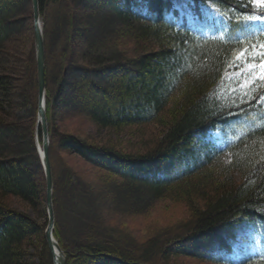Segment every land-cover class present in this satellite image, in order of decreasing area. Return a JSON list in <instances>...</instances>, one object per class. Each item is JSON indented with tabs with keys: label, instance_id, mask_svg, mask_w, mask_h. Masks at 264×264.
Listing matches in <instances>:
<instances>
[{
	"label": "trees",
	"instance_id": "1",
	"mask_svg": "<svg viewBox=\"0 0 264 264\" xmlns=\"http://www.w3.org/2000/svg\"><path fill=\"white\" fill-rule=\"evenodd\" d=\"M190 1L192 22L170 0H39L54 236L67 264H264V105L245 102L264 94V83L247 97L233 87L217 92L241 51L264 43V25L245 24L261 10L249 0ZM206 5L220 13L217 26ZM29 29L32 0H0V264H54L47 220L10 204L17 198L48 218L33 34L24 73L5 47ZM253 30L254 39L237 42ZM130 38L136 56L124 47ZM19 106L24 114L11 112ZM70 116L89 120L96 137L162 129L131 150L59 132ZM38 137L41 144V128ZM165 197L185 203V218L143 240L117 226L118 215L144 214Z\"/></svg>",
	"mask_w": 264,
	"mask_h": 264
},
{
	"label": "rangeland",
	"instance_id": "2",
	"mask_svg": "<svg viewBox=\"0 0 264 264\" xmlns=\"http://www.w3.org/2000/svg\"><path fill=\"white\" fill-rule=\"evenodd\" d=\"M173 4V8L177 9L180 13V16L186 15L190 19V21H194V19L197 18L196 14L193 13L191 9V1L190 0H170ZM256 7H259L255 5ZM204 11L208 18L212 20L214 23V26H217L219 24V20L221 18L220 13L214 11L211 6L206 5L204 7ZM172 15V13H170ZM42 25L44 24L43 17L41 16ZM33 34L34 37V23H33V30L29 29L26 30L25 33H22L20 38L15 40H9L5 43V47L7 49L11 50L13 52V57L18 59H21V61L18 62L17 68L20 69L21 73L25 72V65L27 63L26 59L29 57V50H30V35ZM129 36V34H127ZM128 39V37H126ZM130 41H128L124 47H126V50H129V56H136V50L137 43L134 38H130ZM120 43H123V38L120 39ZM81 42H78L77 45H80ZM117 49H115L116 52ZM122 51H125L123 48ZM249 57H255L257 55V52L250 51L247 53ZM9 59V56L7 57V61ZM10 59L9 61H11ZM16 59L13 58L12 62H14ZM255 63V61H249V64L247 65L248 69H251L252 65ZM10 64V63H9ZM255 75H264V69H261L259 72H256ZM239 76V73L233 69L230 68L226 74L227 82H224L221 86L218 87V93L224 94L227 92L230 87H233L235 89L236 85L233 82V78ZM243 91V89H240ZM25 109L22 107L16 108L14 111L12 110V113H19V115L25 113ZM16 111V112H15ZM11 112L9 113L8 119L11 118ZM60 114V113H59ZM64 118V117H62ZM159 124V123H158ZM156 123H151L149 125H146L143 127V129L140 128H127L117 133H109L108 131H102L100 134L101 137H96V129L94 128V125L87 120L84 117H78V116H70L69 118H65L60 122L59 125V132H76L80 133L83 136H89L95 138H107L108 139H115L114 143H120L122 144V147L125 149L132 148L131 150H134L135 148L140 149L145 143V141L152 140V137L158 136V134L161 132L162 127L159 126ZM49 127V126H48ZM144 133V134H143ZM142 135V137H141ZM213 135L215 137H220V133L218 131L213 132ZM39 138V137H38ZM151 138V139H150ZM40 139V138H39ZM43 139V138H42ZM50 139V136H49ZM40 142V140H39ZM43 142V141H42ZM220 143V141H218ZM42 144V143H41ZM127 147V148H126ZM70 160V159H69ZM77 167L82 168V171H84L86 174L91 175L94 173L95 177L98 179L99 172H95V170L88 165H85L84 163L76 164ZM94 177V176H93ZM92 178V177H91ZM13 207H19L23 211H27L31 216L36 218L40 223H43L45 220H47V226L49 224V214L47 210V219L46 217L40 216L38 212H34L31 209H28L22 202L17 199H11V203ZM188 214V209L185 205V203L178 201V200H170L169 197L162 198L155 203H153L149 210L146 211L144 214H133L131 216H120L116 217L117 226H121L124 230H127L128 232L132 233L133 236L139 240L146 239L148 236L153 235L154 233L158 232L164 227L170 226L172 223L177 222L179 220H182L185 218L184 216ZM47 229V227H46ZM55 230V227H54ZM219 232H222L221 229H219ZM237 233L240 236L244 231H242L241 228L237 229ZM205 249V248H203ZM196 250V248L194 249ZM31 252L33 250H30ZM235 251L237 252V249L235 247ZM188 263V261H187ZM72 264H78V263H72ZM100 264V263H99ZM169 264H183L182 259L180 258H171V261ZM189 264V263H188Z\"/></svg>",
	"mask_w": 264,
	"mask_h": 264
},
{
	"label": "water",
	"instance_id": "3",
	"mask_svg": "<svg viewBox=\"0 0 264 264\" xmlns=\"http://www.w3.org/2000/svg\"><path fill=\"white\" fill-rule=\"evenodd\" d=\"M33 7V23H34V40L37 56V68H38V83H39V107L36 125V138L38 152L41 158V162L44 168L46 185H47V210L49 214V224L46 229L47 241L50 245L54 256V264H67V256L60 247L57 239L54 236L55 227V215L53 206V190L54 179L53 170L50 160V139H49V127L46 114V53H45V41L43 25L41 21V13L39 8V0H32ZM42 130V145L43 151L40 149V143L38 138V131ZM57 250L61 252V256H57Z\"/></svg>",
	"mask_w": 264,
	"mask_h": 264
},
{
	"label": "snow or ice",
	"instance_id": "4",
	"mask_svg": "<svg viewBox=\"0 0 264 264\" xmlns=\"http://www.w3.org/2000/svg\"><path fill=\"white\" fill-rule=\"evenodd\" d=\"M249 4L259 6L261 14L248 15L246 17L245 24L264 25V0H249ZM255 35L256 32L253 30L248 35L237 37L236 39L237 42H240L241 40L254 39ZM250 51L257 52V55L255 57H249L247 53ZM249 61H255L251 69L247 68ZM230 67L239 73V76L233 78V82L236 85L235 89L233 90L243 89L242 97H247L248 91L257 88L260 83H264V75H255L256 72L264 69V43H251L249 48L241 51L240 55L236 57L235 63L231 64ZM252 100L264 105V94H253L252 97L245 99V102H251Z\"/></svg>",
	"mask_w": 264,
	"mask_h": 264
},
{
	"label": "bare ground",
	"instance_id": "5",
	"mask_svg": "<svg viewBox=\"0 0 264 264\" xmlns=\"http://www.w3.org/2000/svg\"><path fill=\"white\" fill-rule=\"evenodd\" d=\"M40 143V142H39ZM40 149L43 151V145L40 144ZM52 251V250H51ZM65 253V252H64ZM66 255V254H65ZM57 256H61V252L57 250ZM54 257V256H53Z\"/></svg>",
	"mask_w": 264,
	"mask_h": 264
}]
</instances>
